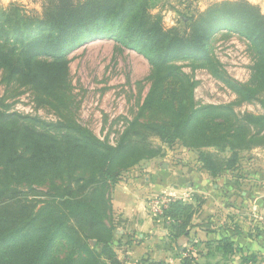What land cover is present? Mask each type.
I'll list each match as a JSON object with an SVG mask.
<instances>
[{
	"label": "trees",
	"instance_id": "1",
	"mask_svg": "<svg viewBox=\"0 0 264 264\" xmlns=\"http://www.w3.org/2000/svg\"><path fill=\"white\" fill-rule=\"evenodd\" d=\"M153 10L152 0H44L41 16L16 5L0 8L5 83L33 87L58 110L67 102L68 56L86 43L113 41L143 56L152 69L139 113L115 145L74 119L46 122L0 107V264H123L113 246L112 192L126 173L164 157L152 137L196 151L213 179L237 171L242 152L264 149V115L236 112L234 103L199 105L197 82L179 64L190 61L194 69L209 70L237 96L238 105L264 110L260 7L247 0L223 1L182 14V26L171 28ZM219 32L249 43L255 62L248 83L234 80L214 60L210 42ZM147 114L162 120L144 121ZM210 149L229 156L220 158ZM201 208L202 202L170 205L171 241L189 236ZM61 244L65 253L59 258ZM205 245L206 252H197L203 261L185 248L182 264H226L236 253L241 264L257 260L241 252L229 234Z\"/></svg>",
	"mask_w": 264,
	"mask_h": 264
},
{
	"label": "rangeland",
	"instance_id": "2",
	"mask_svg": "<svg viewBox=\"0 0 264 264\" xmlns=\"http://www.w3.org/2000/svg\"><path fill=\"white\" fill-rule=\"evenodd\" d=\"M152 1L154 4L153 14H160L163 18L164 26L171 28L182 26L180 23L181 15L189 13L190 10L199 13L215 3L239 0ZM43 4L44 0H0V8L8 9L10 6L16 5L21 7L26 13L38 16L42 15ZM210 50L214 60L219 63L221 69L226 71L234 80L240 83H248L251 80L255 56L248 42L236 35L219 32L212 38ZM68 60V88L65 92L67 102L60 110L46 103L45 96L31 86H25L19 82L7 85L3 79L4 72L2 70H0V107L4 106L11 112L37 117L46 122H57L65 117L66 119H74L82 126L90 129L101 140H108V142L115 145L128 124L138 115L148 94L151 86L149 78L152 73L150 64L143 56L122 48L110 40H97L86 43L69 55ZM179 64L183 66L184 72L197 82L195 100L199 105L234 103L236 112L264 115V110L258 104L238 105L237 96L220 80L216 79L209 70L205 68L194 69V65L190 61H183ZM148 120L160 121L162 117L147 114L144 121ZM151 141L155 146L162 147L165 152L163 158H157L156 160H166L172 154H169V152H174V154L182 155V157H190L189 162L192 164L193 169L202 170L199 163V155L196 151L184 147L180 142L170 147L167 144H163L156 137H152ZM209 151L215 154L218 153L217 155L220 158L229 156L228 152L220 153L214 149ZM254 152L264 154V149L257 148L252 151L242 152L238 169H244L248 172L252 168H256L255 162L252 161L255 158ZM40 189L43 191L47 190L46 187ZM169 196L171 195H167V199H169ZM188 197L186 199H173L187 203L190 198ZM151 198H153V202L150 200ZM160 198L161 194L158 193L150 196L147 202V215L155 223H159L158 232L160 234L161 228L165 226V230L168 231L164 235L167 236L171 233L173 222L167 218L166 212L173 201L167 208H164L163 214H160L161 205L167 206L168 204L166 202V204L160 203L158 205L156 201H159ZM199 202L201 203L200 199L193 205L197 206ZM251 214L243 217V223L240 225L231 220L232 233H235L236 236H242V245H249L250 249L245 254L249 256L255 254L257 257L256 262L252 264H262L264 262L263 208L261 210L257 209V219L253 220ZM112 223L116 226V230L119 226H123V222L115 217L114 214L112 215ZM245 235L247 236L246 239H244ZM135 239V242H137L138 238L135 237ZM91 244L94 245L95 242L93 241ZM113 244L120 261L123 264H127L125 256L127 251L125 249L131 247L133 241L129 242L127 240L124 243L115 234ZM185 248L193 250V254L187 253V255H195V247L192 244L186 245ZM195 249L197 252L200 251L199 248ZM64 253L65 249L61 244L57 247L55 255L62 258ZM235 255L230 257L226 264H241V259L239 260V256ZM155 262H160V260L143 258L140 264H154Z\"/></svg>",
	"mask_w": 264,
	"mask_h": 264
},
{
	"label": "crops",
	"instance_id": "3",
	"mask_svg": "<svg viewBox=\"0 0 264 264\" xmlns=\"http://www.w3.org/2000/svg\"><path fill=\"white\" fill-rule=\"evenodd\" d=\"M248 1L258 5L264 13V0ZM254 153L252 161L256 168L248 172L244 169L226 172L217 179L204 170L193 169L190 157L174 152H169L171 156L166 160L145 161L126 173L113 190L112 205L114 216L123 222L115 234L124 243L133 241V245L125 249L127 264H140L143 258L181 264L186 245L194 243L197 245L195 248L206 252V242L226 234L233 236L241 252L249 250V245L241 244L242 236L232 233L231 220L240 225L248 214L252 213L254 220L257 219V209L263 208L264 211V154ZM156 193L185 194L190 197L189 204L200 199L202 208L193 218L188 237L174 243L169 235H164L168 231L165 226L161 228V234L158 232L159 223L147 215L148 199ZM195 248L194 256L197 257ZM236 255L240 260L241 254ZM198 261L203 259L198 257Z\"/></svg>",
	"mask_w": 264,
	"mask_h": 264
},
{
	"label": "built area",
	"instance_id": "4",
	"mask_svg": "<svg viewBox=\"0 0 264 264\" xmlns=\"http://www.w3.org/2000/svg\"><path fill=\"white\" fill-rule=\"evenodd\" d=\"M162 196H164V197H162ZM186 197H187V195H185V194L184 195H180V196L171 195V196H169V199H167V195L166 194L161 195L160 200L159 201H156V203L159 205L160 203L161 204H166V202H167L168 204H167V206L161 205V210L159 209L160 210L159 213L160 214H163L164 208H167L168 205H170L172 201L175 202L176 199H186ZM173 198H176V199H173ZM152 199L153 198H151L150 200L152 201ZM187 253H192L193 254V250L191 248H188L187 249Z\"/></svg>",
	"mask_w": 264,
	"mask_h": 264
}]
</instances>
